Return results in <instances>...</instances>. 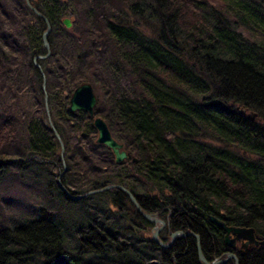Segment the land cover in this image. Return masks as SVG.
<instances>
[{
    "label": "trees",
    "instance_id": "16d2710c",
    "mask_svg": "<svg viewBox=\"0 0 264 264\" xmlns=\"http://www.w3.org/2000/svg\"><path fill=\"white\" fill-rule=\"evenodd\" d=\"M30 3L51 26L43 76L44 21L0 0V264H201L193 236L159 247L125 191L72 200L58 178L71 195L122 186L207 261L230 251L211 216L264 239V0ZM82 83L123 162L69 110ZM236 256L264 264V245Z\"/></svg>",
    "mask_w": 264,
    "mask_h": 264
},
{
    "label": "water",
    "instance_id": "95a60500",
    "mask_svg": "<svg viewBox=\"0 0 264 264\" xmlns=\"http://www.w3.org/2000/svg\"><path fill=\"white\" fill-rule=\"evenodd\" d=\"M25 1H26L27 5L29 6V8L33 12H35L39 17H41L46 24V29L42 32V35H41L43 46L46 50V55L36 56L34 58V61H35L37 58H41V57H45V56L49 55L50 51H49V43H48L47 38H48V35L51 31V27H50V24H49V21L47 20V18L44 15H42L41 13L37 12L36 9L30 5L28 0H25ZM62 23L66 28H70L72 25L71 20L68 18H64L62 20ZM34 63L36 64V62H34ZM36 66H38V65L36 64ZM43 87H44V83H43ZM44 100H45V109H46V112L48 113L47 95L46 94H44ZM95 104H96V97L93 93V89H92L91 85L89 83H82L81 85L77 86L71 94V97L69 99V110L72 112L85 111L88 114V116L93 119V126H94L95 130L97 131L96 142L106 146L107 148H109L114 155L115 162L121 163L123 160H125L127 158V153L125 150H123V145L121 143H118L115 139H113L105 121L99 117L94 118ZM248 117L250 119H253L254 114H249ZM48 122H49V125L52 127V122H51L50 118H48ZM54 133L58 137V134L55 131V129H54ZM59 142H60L61 147H62V143L60 140H59ZM62 151H63V147L61 149V154H62ZM58 182H59V180H58ZM60 187L63 188V186H61V185H60ZM111 187H117L119 189L122 188V187L117 186V185H108V186L103 187L101 189L93 190L91 192H88V193H86L84 195H80V196L70 195L69 192L65 188H63V190L69 196L70 199L78 200L79 198L84 197L87 194L107 190ZM126 193L129 196V198L131 199V202L135 205L137 211L141 214V216L145 220H147L150 223H159L160 224V227H158V228L155 227L153 229V232H152V239L158 246H160L161 248L167 249V248L171 247V245L173 244V242H174V240L178 234H180L182 237L193 235L197 240L198 258L203 262L206 261L205 258L201 254V250L199 247V237L197 235H194L192 233L184 234L182 231H179V232H174L171 234V239L169 242L163 243L162 241H160L158 238V233L161 230V228L163 227L164 222L162 220H159V219L151 216L150 214L144 213L141 210V208L139 207V205L136 203L133 196L128 191H126ZM210 221L224 231V233H225L224 244L227 247L234 248L235 242L240 241V240L244 241V243H243L244 245H242V248H246V246H252V245H255V246L264 245V239H262V240L257 239L254 235V229L251 227L246 228V227L227 226L223 221H221V220H219L213 216L210 217ZM230 235H233L234 238L231 239ZM230 259H234L235 264H238V261H237V258L235 257V255L230 254V253L227 255V257L225 259L213 261V262H209V263L206 262V264H224L227 261H229Z\"/></svg>",
    "mask_w": 264,
    "mask_h": 264
},
{
    "label": "flooded vegetation",
    "instance_id": "af4514ba",
    "mask_svg": "<svg viewBox=\"0 0 264 264\" xmlns=\"http://www.w3.org/2000/svg\"><path fill=\"white\" fill-rule=\"evenodd\" d=\"M231 238H233V236H231ZM242 245H244L243 244V242L241 241V242H236L235 243V246H234V249H233V251L235 252V253H237L238 252V250H239V248H241L242 249ZM257 246H260V245H257ZM253 247H256V246H246V248H243L242 250H249V249H252ZM215 259H217L216 257H214V258H212V260H215Z\"/></svg>",
    "mask_w": 264,
    "mask_h": 264
},
{
    "label": "rangeland",
    "instance_id": "374dc122",
    "mask_svg": "<svg viewBox=\"0 0 264 264\" xmlns=\"http://www.w3.org/2000/svg\"><path fill=\"white\" fill-rule=\"evenodd\" d=\"M60 181H61V178H60Z\"/></svg>",
    "mask_w": 264,
    "mask_h": 264
},
{
    "label": "bare ground",
    "instance_id": "6f19581e",
    "mask_svg": "<svg viewBox=\"0 0 264 264\" xmlns=\"http://www.w3.org/2000/svg\"><path fill=\"white\" fill-rule=\"evenodd\" d=\"M235 262V261H234Z\"/></svg>",
    "mask_w": 264,
    "mask_h": 264
}]
</instances>
